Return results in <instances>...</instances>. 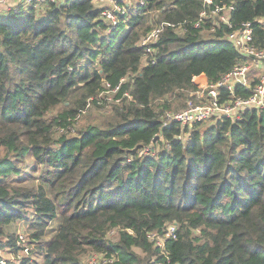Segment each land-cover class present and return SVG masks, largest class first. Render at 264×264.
<instances>
[{
	"label": "trees",
	"instance_id": "trees-1",
	"mask_svg": "<svg viewBox=\"0 0 264 264\" xmlns=\"http://www.w3.org/2000/svg\"><path fill=\"white\" fill-rule=\"evenodd\" d=\"M217 7H233L228 23ZM247 23L264 49V0H55L1 15L0 251H24L17 264H264V108L192 129L162 119L196 77L216 84L246 61L228 36ZM171 226L164 246L149 238Z\"/></svg>",
	"mask_w": 264,
	"mask_h": 264
},
{
	"label": "built area",
	"instance_id": "built-area-1",
	"mask_svg": "<svg viewBox=\"0 0 264 264\" xmlns=\"http://www.w3.org/2000/svg\"><path fill=\"white\" fill-rule=\"evenodd\" d=\"M10 0H0V5L9 3ZM47 1L55 0H23L22 4L33 5L45 3ZM101 3L106 0H99ZM211 2V0H207ZM117 7V6H116ZM118 8V7H117ZM233 7H217L212 13L219 17L220 21L223 23H228L227 11L232 10ZM117 11V10H116ZM104 16L111 21H115V15L111 11H106ZM205 16V13L202 14ZM202 21L196 24L197 28H200ZM160 33V29L152 31L147 35L143 41V45H149L154 42ZM230 40L241 53H243L247 61L239 64L231 73L226 75L216 84H206L204 87H199L193 96L195 100L190 99L187 103V107L181 111H165L162 115L164 123L170 125L172 123H178L183 128L192 129L197 123H204L212 121L213 119L226 117L231 119H237L247 109H263L264 108V75L261 77L259 82L252 88L250 95L242 97L236 94L237 87L240 88H250V73L253 68L259 67L264 63V49H259L253 44L252 36V26L251 23L244 25L241 31H236L228 36ZM150 51V49H148ZM110 86V85H108ZM121 84L115 88L108 89L109 91L117 92ZM226 92L227 95L224 93ZM129 98L130 96L126 94ZM119 100V99H118ZM185 136H187L185 134ZM180 138H183L181 135ZM150 147L145 148L141 154L148 152ZM176 229L175 226H171L169 231L164 237L157 236V234L152 233L149 238L153 240L156 246H164L165 240L169 238H175ZM158 239L163 243L158 242ZM90 264H110L113 263V259H98L93 257Z\"/></svg>",
	"mask_w": 264,
	"mask_h": 264
},
{
	"label": "rangeland",
	"instance_id": "rangeland-1",
	"mask_svg": "<svg viewBox=\"0 0 264 264\" xmlns=\"http://www.w3.org/2000/svg\"><path fill=\"white\" fill-rule=\"evenodd\" d=\"M61 1H64V0H59V2H61ZM11 3V1H9V3H7V4H4V5H0V16L1 15H5V14H7V11H9L8 9V7H10V5H12V4H10ZM16 5V4H15ZM114 9L115 10H119V8H117L116 6L114 7ZM214 17H216L215 15H214ZM259 70V71H258ZM258 70H254L253 71V76H254V78L253 79H257V78H260L261 76H263L264 75V63H262L261 65H260V69H258ZM250 77H251V79H252V76L250 75ZM195 83H196V87H197V89L199 88V87H204L205 86V83H207L206 82V80H204V78H199V77H196L195 78ZM193 94H194V92H190V96H189V98L188 99H186V101H185V105H184V107L186 108L187 107V103H188V101L190 100V99H193V100H195V98H194V96H193ZM100 97H101V100H105V105L108 107V105L110 104H114V103H117V102H119L120 100H117L116 99V93L115 92H113V91H109L108 89H106V91H104L101 95H100ZM183 104H181V103H179V104H176V105H174V109H173V111L175 110V111H181V110H184L185 108L184 107H182V108H180L181 106H182ZM184 108V109H183ZM83 119L81 118V121H82ZM211 123V121H208V122H204L202 125L205 127V126H207V125H209ZM186 136L185 135H183V139L185 138ZM153 151V150H152ZM150 151H148V152H145V153H143V154H146V153H149ZM17 230H18V233H19V237L20 236H22L23 237V240L20 238L19 240H18V243H19V245L21 246H23V247H29V244H28V240H29V234H30V232L27 230V225L25 224V223H23V222H19L18 223V225H17ZM152 242H154L153 240H151ZM158 242L161 244V246L163 245V243L160 241V239H158ZM30 247H31V245H30ZM0 253L4 256V257H6L7 259H10V261H12V262H14V263H18L19 262V260L23 257V255H24V251H21V252H18V253H14V252H7V251H0ZM93 257H97L98 259H101L103 256H101L100 254H94V255H89V256H86V258H85V262H89V261H91L92 259H93Z\"/></svg>",
	"mask_w": 264,
	"mask_h": 264
},
{
	"label": "crops",
	"instance_id": "crops-1",
	"mask_svg": "<svg viewBox=\"0 0 264 264\" xmlns=\"http://www.w3.org/2000/svg\"><path fill=\"white\" fill-rule=\"evenodd\" d=\"M11 1V3L10 4H12V5H10V7H8L9 9H11V8H14L16 5H18V4H21L22 3V1L23 0H10ZM16 4V5H15ZM8 9V10H9ZM246 61H247V58H246ZM257 68H253V70L251 71V73H250V75L252 76V79H251V77H250V81L252 82V80H253V78H254V76H253V71L254 70H258V69H260V65H259V67L258 66H256ZM259 71V70H258ZM199 78H204V80H206V82L207 83H205V85L206 84H208V81H207V78L205 77V75H200V76H198ZM262 77V76H261ZM261 77L259 78V80L261 79ZM194 82H195V79H194ZM259 82V81H258ZM257 82V83H258ZM196 84V83H195Z\"/></svg>",
	"mask_w": 264,
	"mask_h": 264
}]
</instances>
